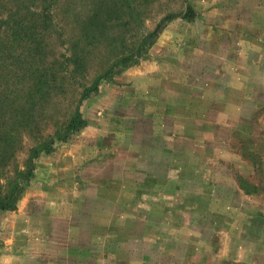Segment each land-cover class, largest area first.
Masks as SVG:
<instances>
[{
	"label": "rangeland",
	"instance_id": "374dc122",
	"mask_svg": "<svg viewBox=\"0 0 264 264\" xmlns=\"http://www.w3.org/2000/svg\"><path fill=\"white\" fill-rule=\"evenodd\" d=\"M22 1L0 0L7 101L17 108L29 27L58 86L41 135L13 137L0 190L79 103L86 126L40 154L16 209L0 211V264H264V0H136L138 22L125 6L93 43L85 22L121 0H48L47 15ZM186 5L193 21L167 23L136 65L103 78Z\"/></svg>",
	"mask_w": 264,
	"mask_h": 264
},
{
	"label": "trees",
	"instance_id": "16d2710c",
	"mask_svg": "<svg viewBox=\"0 0 264 264\" xmlns=\"http://www.w3.org/2000/svg\"><path fill=\"white\" fill-rule=\"evenodd\" d=\"M53 1V0H52ZM136 0H121V3L113 2L112 6H106L99 9H105L104 16H101L100 11H96L85 22L84 26V38L86 42H95L97 35L103 33L106 27L116 23L121 18L117 15L119 9L126 6L130 10V13L126 15L128 22L134 24L138 22ZM148 1V0H147ZM36 2L41 4L40 13L47 15L49 12L50 2L48 0H23L21 6L32 15L36 14V11L31 10L32 6H36ZM117 3V4H116ZM133 3L134 7L128 6ZM116 4V5H115ZM115 9V10H114ZM180 18L185 22H191L195 18V13L190 5H186L185 11L177 16L168 15L164 17L153 31L144 36L136 49V51L128 57H123L120 61L115 63L109 71L104 74L103 78L109 77L111 73L117 68H125L127 66L136 65L138 59L142 53L149 49L155 42L162 28L172 20ZM49 19V18H48ZM34 26L33 24H31ZM20 36L16 35L15 39L20 42ZM40 35H35L32 28H28L27 37L22 40L24 44L20 47L18 53V67L20 68V76L22 80L21 93H18L19 101L17 108H12L13 104L8 103L7 96L2 89L0 77V178L8 172L10 163L15 158L16 143L13 142V137L16 135L18 138L24 133L32 137L41 135L42 121L36 123L37 117H46L44 106L48 104L50 97L52 96V90L56 86L57 77L50 73L51 65L43 66L45 61L43 47H41L39 39ZM41 38V37H40ZM32 39H36L33 42ZM26 41L29 43L27 44ZM71 62V61H69ZM72 71L81 73L83 69V62L75 61L72 63ZM102 79V78H101ZM99 79L94 82L90 89H84L80 102L86 100L92 94H96L98 90ZM59 91L63 90V85H59ZM17 97V99H18ZM79 105L77 110L71 116L65 127L57 129L53 135L48 136V139H44L43 142H37L38 144L29 149V156L25 162V169L23 171H15L13 179L9 180L2 190H0V211L9 212L16 209V204L19 196L27 188L30 180L33 178V161L42 153L47 154L51 151V145L54 141L66 142L70 136L78 132L86 126V121L83 119L79 112ZM48 119L50 118L47 115ZM15 122L16 124H13ZM19 141V139H18ZM259 160H253V164H257ZM260 164V162H258ZM258 166V165H257ZM258 169V167L256 168ZM239 188L244 193H255L256 187L243 180L241 177L237 179Z\"/></svg>",
	"mask_w": 264,
	"mask_h": 264
}]
</instances>
